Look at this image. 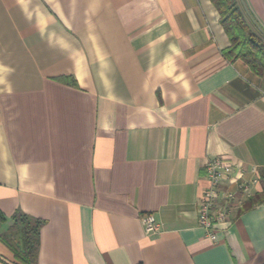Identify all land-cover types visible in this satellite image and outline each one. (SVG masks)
<instances>
[{
    "label": "crops",
    "instance_id": "crops-1",
    "mask_svg": "<svg viewBox=\"0 0 264 264\" xmlns=\"http://www.w3.org/2000/svg\"><path fill=\"white\" fill-rule=\"evenodd\" d=\"M228 46L209 0H0V233L43 221L37 264H264V200L239 211L263 191L264 74ZM214 157L236 201L211 241Z\"/></svg>",
    "mask_w": 264,
    "mask_h": 264
},
{
    "label": "trees",
    "instance_id": "trees-1",
    "mask_svg": "<svg viewBox=\"0 0 264 264\" xmlns=\"http://www.w3.org/2000/svg\"><path fill=\"white\" fill-rule=\"evenodd\" d=\"M219 16V24L224 31L229 46L222 51V57L229 63L242 61L256 76L264 74V35L259 32L245 14L239 0H209ZM264 32V30L262 29ZM66 84L74 86L68 79ZM261 180V178H260ZM261 194L247 198L239 211L251 208L264 200ZM6 222L0 212V227ZM44 222L24 214H16L10 226L0 233V243L13 256L11 264H37L39 232Z\"/></svg>",
    "mask_w": 264,
    "mask_h": 264
},
{
    "label": "built area",
    "instance_id": "built-area-1",
    "mask_svg": "<svg viewBox=\"0 0 264 264\" xmlns=\"http://www.w3.org/2000/svg\"><path fill=\"white\" fill-rule=\"evenodd\" d=\"M255 174V171H252ZM205 174L209 187L203 191L197 205V223L204 230L206 236L214 241L215 226L225 222L226 211L223 204H232L236 201V194L224 190L232 181V166L221 157H214L207 161ZM255 178L249 184H255ZM238 190L245 193L248 189L247 183L237 185ZM144 232L154 236L159 234L160 227L152 215L142 218Z\"/></svg>",
    "mask_w": 264,
    "mask_h": 264
},
{
    "label": "water",
    "instance_id": "water-1",
    "mask_svg": "<svg viewBox=\"0 0 264 264\" xmlns=\"http://www.w3.org/2000/svg\"><path fill=\"white\" fill-rule=\"evenodd\" d=\"M239 1H240V3H241V6H242V8H243L245 14H246L247 17L251 20V22L253 23V25L255 26V28H256L259 32H261V33L264 35V32L262 31V29L258 26V24H256V22H255V21L252 19V17L250 16V14H249V12H248V10H247V8H246V6H245L243 0H239Z\"/></svg>",
    "mask_w": 264,
    "mask_h": 264
}]
</instances>
